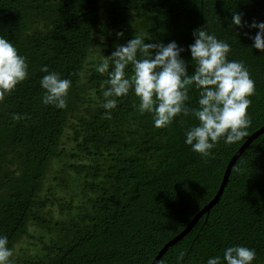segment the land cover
<instances>
[{"label": "trees", "instance_id": "16d2710c", "mask_svg": "<svg viewBox=\"0 0 264 264\" xmlns=\"http://www.w3.org/2000/svg\"><path fill=\"white\" fill-rule=\"evenodd\" d=\"M235 12L249 25L264 22V0H0V36L29 66L0 102V235L9 264H151L215 197L234 154L264 126V53L244 35L258 29L232 26ZM198 28L228 43V59L255 82L247 136L221 139L207 159L184 143L198 123L191 114L156 128L131 89L105 110L108 76L97 71L139 35L176 41L192 74L187 49ZM44 66L72 82L64 109L42 103ZM188 95L197 108L199 90ZM32 231L42 244L20 253ZM236 245L255 249L254 264H264V132L236 161L219 201L158 264H207Z\"/></svg>", "mask_w": 264, "mask_h": 264}, {"label": "clouds", "instance_id": "9594fccd", "mask_svg": "<svg viewBox=\"0 0 264 264\" xmlns=\"http://www.w3.org/2000/svg\"><path fill=\"white\" fill-rule=\"evenodd\" d=\"M231 25L258 29L254 36L249 32L244 35L253 41L252 48L264 53V22L253 21L249 25L235 12ZM116 35L120 38L124 34L118 32ZM193 38L194 42L187 49L195 66L192 74L182 58L186 49L176 41L145 43L139 35L126 44H118L97 71L108 76L109 87L103 92L105 110L114 109L116 98L127 96L131 89L139 98L140 114H152L156 128L169 127L178 116L191 114L198 123L186 130L184 143L207 159L221 139L230 145L247 136L252 123L248 114L249 98L255 93V82L242 62L228 59L231 50L228 43L209 34L205 28L195 29ZM129 65L132 66L130 77L126 73ZM28 68L18 49L0 36V102L28 78ZM41 71L48 73L40 81L45 90L42 103L64 109L71 80L61 78L55 71L50 72L47 66ZM193 85L199 90L197 108H189L186 103L189 87ZM12 255L7 237L0 235V264H9ZM183 255L181 253L178 260H182ZM255 260V249L236 245L224 249L222 257L209 258L207 264H254Z\"/></svg>", "mask_w": 264, "mask_h": 264}, {"label": "water", "instance_id": "95a60500", "mask_svg": "<svg viewBox=\"0 0 264 264\" xmlns=\"http://www.w3.org/2000/svg\"><path fill=\"white\" fill-rule=\"evenodd\" d=\"M264 132V126L261 127L259 130L255 131L252 135H250L246 142L238 149V151L234 154L232 159L227 165V168L225 170V173L223 175L222 183L219 187V190L215 197L205 206L203 209L194 217V219L191 221V223L177 236H175L173 239L168 241L164 247L158 252L156 257L154 258L153 262L151 264H158L162 256L168 251L169 248H171L174 244H176L179 240H181L189 231L190 229L195 225V223L199 220V218L206 212H209L210 209L219 201L221 195L223 194V191L228 183L229 177L231 175L232 169L238 160V158L243 154L245 149L248 147V145L261 133Z\"/></svg>", "mask_w": 264, "mask_h": 264}, {"label": "rangeland", "instance_id": "374dc122", "mask_svg": "<svg viewBox=\"0 0 264 264\" xmlns=\"http://www.w3.org/2000/svg\"><path fill=\"white\" fill-rule=\"evenodd\" d=\"M42 232V231H41ZM45 233V231H43ZM40 232L38 231H32L31 232V237L28 239H25L22 241V243H19L20 245L18 246V251L21 253V247H23V250H27L28 248H30L32 246V243H38L39 245L42 244V242L40 241L41 239V234H39ZM43 235V234H42Z\"/></svg>", "mask_w": 264, "mask_h": 264}]
</instances>
